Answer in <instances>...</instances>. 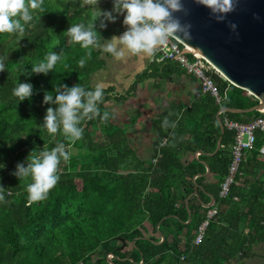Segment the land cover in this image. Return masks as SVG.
I'll return each mask as SVG.
<instances>
[{
	"label": "trees",
	"instance_id": "obj_1",
	"mask_svg": "<svg viewBox=\"0 0 264 264\" xmlns=\"http://www.w3.org/2000/svg\"><path fill=\"white\" fill-rule=\"evenodd\" d=\"M92 13L85 0H42L41 8L33 10L34 26L23 37L0 33V54L8 56L6 70L0 71V184L6 187L0 201V264H228L251 256L252 246L264 243V154L259 153L264 134L256 132L225 198L219 190L234 131L224 127L221 147L212 156L194 157L213 153L221 108L244 110L258 103L247 91L210 73L219 102L203 94L198 99L193 95L188 105L171 104L155 121L147 161L126 145L123 127L111 114L107 122L99 117L82 120L83 137L74 142L62 130L52 134L42 126L49 106L42 103L45 91L55 94L58 82L91 87L90 77L105 65L101 49H91L89 56V49L66 32L70 24L90 22ZM97 30L103 37L98 21ZM51 51L61 53L51 72L20 74ZM81 57L86 59L83 67L78 64ZM165 69L167 74H186L171 61L149 63L126 93L104 89L101 112L108 111L110 100L127 101L138 83L160 78ZM16 79L32 83L30 99L19 102L12 94ZM258 116L256 111L219 114L222 123L224 118L247 123ZM60 142L71 158L61 161L60 180L47 198L31 200L26 187L30 178L15 177V166L32 149ZM201 161L210 169L209 180ZM193 192L201 201L188 199V214L185 199ZM204 194L214 199L211 207L203 205ZM209 208H216V214L194 245Z\"/></svg>",
	"mask_w": 264,
	"mask_h": 264
},
{
	"label": "clouds",
	"instance_id": "obj_2",
	"mask_svg": "<svg viewBox=\"0 0 264 264\" xmlns=\"http://www.w3.org/2000/svg\"><path fill=\"white\" fill-rule=\"evenodd\" d=\"M205 6L217 22H223L228 13L235 10L236 0H195ZM98 0H94L92 19L88 23L70 24L66 32L71 39L79 42L82 47L102 49L114 56L125 55V49L131 54L144 53L154 56L159 46L170 36L191 38V24L182 23L175 15L187 9L183 0H113L111 10H102L97 7ZM42 0H0V33H14L23 37L29 27H33V10L40 9ZM115 13V14H114ZM123 15L122 23L125 30L119 35L103 38L97 30L107 26L106 22H115L118 15ZM232 32L237 29L235 22H229ZM61 59V53L51 51L44 60L31 65L30 68L20 70V74H48ZM8 56L0 54V71L6 70ZM78 64L83 67L86 59L81 57ZM12 94L18 101L30 99L33 95V85L30 81H18L12 89ZM104 89L100 84L95 87H86L80 83L71 86L58 82L53 89L45 91L42 103L49 105L45 110L42 126L49 133L63 131L65 136L76 141L83 137L81 121L99 117L107 122L110 113L101 112L100 103L103 102ZM163 123L167 125L165 117ZM71 153L66 150L63 142L51 148L32 149L23 161L17 162L13 175L19 180L30 178L27 191L31 200H44L53 189L60 175L58 172L61 161H69ZM3 168L4 165L0 163ZM6 187L0 184V201L5 200Z\"/></svg>",
	"mask_w": 264,
	"mask_h": 264
},
{
	"label": "water",
	"instance_id": "obj_3",
	"mask_svg": "<svg viewBox=\"0 0 264 264\" xmlns=\"http://www.w3.org/2000/svg\"><path fill=\"white\" fill-rule=\"evenodd\" d=\"M183 2L187 15L183 11L175 15L182 23L191 24V38L173 37L206 59L220 77L235 87L247 91L258 100L255 106L248 109L219 110L216 120L220 128V136L216 147L213 153H198V155L212 156L220 149L224 132L219 114L264 111V0H236L235 10L228 13L223 22H217L209 10L195 0H183ZM229 22L237 24L235 32L229 29ZM201 163L205 167V176L210 169L204 161ZM192 196L197 197V194L192 193L185 199L188 214L187 202Z\"/></svg>",
	"mask_w": 264,
	"mask_h": 264
},
{
	"label": "crops",
	"instance_id": "obj_4",
	"mask_svg": "<svg viewBox=\"0 0 264 264\" xmlns=\"http://www.w3.org/2000/svg\"><path fill=\"white\" fill-rule=\"evenodd\" d=\"M85 2L87 5L94 6V0H85ZM112 2L113 0H98L97 7L102 10H111L112 6L107 4ZM122 20L123 15L121 14L118 15L115 22H106L107 26L102 28L103 38L107 39L113 35L121 34L126 27ZM102 52L105 65L90 77V86L95 87L100 84L103 89L113 88V94L126 93L135 77L146 70L149 65L150 56L144 53L131 54L125 49V55L117 57L112 53L103 50ZM168 72V69H165L160 78H147L137 84L130 97L133 101H137V104H141V115L138 112V115L132 114L131 111V114L124 118L125 122H122L126 145L134 151L139 159L144 161L149 160L152 156L156 119L165 114L173 103L190 104L193 95L199 88V83L192 82L191 77L183 72L167 74ZM113 103L112 100L107 102L109 113H112ZM119 124L121 125V123ZM198 156L194 154L195 158ZM184 159H186V155H184ZM209 175L210 172L205 175L208 180L210 179ZM198 190L202 191V188L198 187ZM193 193H196L197 197H192L201 201L199 194ZM204 195L207 198H204L203 205H213L214 199L209 194ZM228 264H264V243L254 244L251 248V256L236 258L235 261Z\"/></svg>",
	"mask_w": 264,
	"mask_h": 264
},
{
	"label": "built area",
	"instance_id": "obj_5",
	"mask_svg": "<svg viewBox=\"0 0 264 264\" xmlns=\"http://www.w3.org/2000/svg\"><path fill=\"white\" fill-rule=\"evenodd\" d=\"M165 61L176 63L187 75H190L197 80L200 91H197L194 94V99H198L203 94H209L216 102H219V93L210 76V73L217 72L206 59L184 46L173 36H170L159 46L155 55L150 56L149 58V63L159 64L164 63ZM258 113H260V116L247 123L231 121L226 118L223 120L224 127L234 131V141L231 148V160L227 169V174L224 180L220 183V198H225L228 195L230 186L233 184L235 177L238 174L240 164L244 160L245 152L253 147L256 132L264 134V111ZM164 143L165 139L162 140L161 145ZM259 153L264 154V147L259 149ZM195 156H198V153H195ZM152 161L155 162V159ZM215 214L216 208L208 209L205 219L196 232L193 240L194 245L199 244L209 220Z\"/></svg>",
	"mask_w": 264,
	"mask_h": 264
},
{
	"label": "rangeland",
	"instance_id": "obj_6",
	"mask_svg": "<svg viewBox=\"0 0 264 264\" xmlns=\"http://www.w3.org/2000/svg\"><path fill=\"white\" fill-rule=\"evenodd\" d=\"M113 105L112 113H110L121 125L125 122L124 118L131 114V111L132 114H137L138 112V114L141 115V104H137V101H133L132 97H129L125 102H114Z\"/></svg>",
	"mask_w": 264,
	"mask_h": 264
},
{
	"label": "bare ground",
	"instance_id": "obj_7",
	"mask_svg": "<svg viewBox=\"0 0 264 264\" xmlns=\"http://www.w3.org/2000/svg\"><path fill=\"white\" fill-rule=\"evenodd\" d=\"M198 54V53H197ZM199 55V54H198ZM201 56V55H200Z\"/></svg>",
	"mask_w": 264,
	"mask_h": 264
}]
</instances>
